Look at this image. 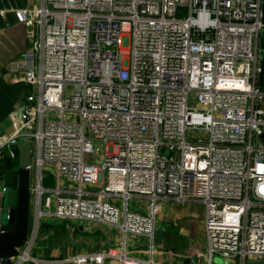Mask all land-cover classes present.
Wrapping results in <instances>:
<instances>
[{"label":"built area","instance_id":"built-area-1","mask_svg":"<svg viewBox=\"0 0 264 264\" xmlns=\"http://www.w3.org/2000/svg\"><path fill=\"white\" fill-rule=\"evenodd\" d=\"M262 5L41 0L14 12L29 47L8 72L37 89L0 136V162L17 159V144L31 146V222L15 264L35 263L44 219L120 232L117 247L67 264H158L155 222L170 200L203 205L205 250L192 264L264 261ZM135 196L148 199L147 214L129 210ZM127 235L148 240L146 259L129 256Z\"/></svg>","mask_w":264,"mask_h":264},{"label":"rangeland","instance_id":"rangeland-1","mask_svg":"<svg viewBox=\"0 0 264 264\" xmlns=\"http://www.w3.org/2000/svg\"><path fill=\"white\" fill-rule=\"evenodd\" d=\"M261 34V33H260ZM258 51V63L257 66L260 69V59L262 58V72L261 81L259 82L260 71L257 72V88L264 91V50H260V35L257 42ZM29 93H36V88H29ZM195 103H192L194 105ZM202 135V133H197ZM34 142L32 148L34 149ZM17 151V149H16ZM18 153V151H17ZM12 167H17V159L13 161ZM51 171L46 170L44 175L46 177L44 181V187L50 188L53 186L51 181ZM31 182L33 178L32 172L30 173ZM48 195L44 196V199ZM167 201V200H166ZM148 199L133 197L130 199L129 210L139 213L141 215L147 214ZM32 211V197L29 198V223L30 212ZM202 213L203 205L200 203H178L170 200L164 202L159 216L156 217L153 246L155 254L158 253L159 248L161 253L166 256L174 257L178 260H184L187 256L189 249L202 248L204 246V235L202 234ZM46 220V219H44ZM43 222V221H42ZM40 223L38 227L37 240L34 245L36 250L50 251L56 250L55 253L64 252L56 260L70 258L69 254H82L83 251H100L102 246L108 243L107 240L112 241L113 245L107 244L106 250L117 247L121 240L120 232L110 226L105 225H87L83 231H79L76 222L51 219V221H45ZM86 225V222L81 223ZM89 226V227H88ZM106 241V243H105ZM126 242L128 245H135L138 249H146L149 246V242L146 238L134 237L127 235ZM162 246H159V245ZM33 248V249H34ZM77 252V253H75ZM154 254V255H155ZM192 261L197 262L200 257L196 254L191 255ZM62 260V261H63ZM155 260V256H154ZM190 260V261H191ZM203 261V260H202ZM222 259L219 257L213 258L214 264H220Z\"/></svg>","mask_w":264,"mask_h":264},{"label":"crops","instance_id":"crops-1","mask_svg":"<svg viewBox=\"0 0 264 264\" xmlns=\"http://www.w3.org/2000/svg\"><path fill=\"white\" fill-rule=\"evenodd\" d=\"M40 2L41 0H0V136L2 134L10 132V115L17 109L19 102L29 94V88H32L20 82L18 80V75L8 72V64L12 60L20 57V55L29 47V42L26 38V26L24 23H21L16 19L14 12L17 10H23L38 6ZM13 164V161L8 159L7 157H5L0 162V213L2 211L3 196L11 187L13 174L17 171V167H12ZM45 221L48 222L51 221V219L43 220L42 223H44ZM87 225L91 226L94 224H76L79 231H83L85 229L84 227H86ZM107 241V244H110V246L113 245L112 241ZM107 244L102 246L100 251H105ZM128 246V254L131 258L146 259L147 254L144 249H138L133 244ZM159 246L162 245L160 244ZM36 249L34 248L30 252V256L36 260L35 263L23 264H67L64 262L67 258L64 260H56L59 257L61 258L60 255L64 254L63 251L56 254V250L53 249H51L50 251H41ZM160 249L161 248H159L158 253L154 255V261L158 264H192V257L188 255L185 257L186 259L178 260L171 256L165 257V255L161 253ZM100 251L85 250L82 254L96 253ZM69 255V257H72L77 254ZM14 261L16 260L11 259V264H15ZM0 264L4 263L0 260ZM104 264L118 263L115 261L106 260Z\"/></svg>","mask_w":264,"mask_h":264},{"label":"water","instance_id":"water-1","mask_svg":"<svg viewBox=\"0 0 264 264\" xmlns=\"http://www.w3.org/2000/svg\"><path fill=\"white\" fill-rule=\"evenodd\" d=\"M264 24V0L262 5ZM260 50H264V28L260 34ZM259 82L261 81L262 58L260 59ZM260 89V86L258 87ZM264 138V136H263ZM30 143L16 145L18 151L17 171L13 174L11 187L3 196L0 213V260L11 264V259L18 257L29 233V184ZM202 248L189 249L187 255L201 254ZM220 264H229L220 262ZM253 264H264V261Z\"/></svg>","mask_w":264,"mask_h":264}]
</instances>
